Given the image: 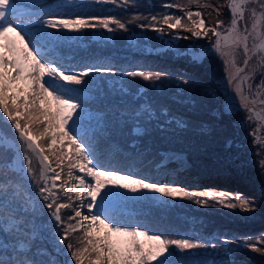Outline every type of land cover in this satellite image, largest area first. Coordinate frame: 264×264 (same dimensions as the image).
<instances>
[{
	"label": "trees",
	"instance_id": "16d2710c",
	"mask_svg": "<svg viewBox=\"0 0 264 264\" xmlns=\"http://www.w3.org/2000/svg\"><path fill=\"white\" fill-rule=\"evenodd\" d=\"M94 2V13L89 10L88 14L99 18L113 17L124 23L126 29L121 30L117 26L112 27V32L103 28L85 29L76 32L81 34L76 36L77 45L71 44L73 40L70 41L69 36L60 42L61 49L69 46L75 48L83 58L88 57L89 63L93 65L101 62L100 66H104L109 62L111 65H127L129 70L134 68L161 74L159 79L147 81L152 85H145L139 93L102 92L90 87L89 81L85 93L74 94L79 98L78 102H82V106L102 112L101 123L107 129L106 135L101 137L97 126L95 127V142L91 145L94 163L101 169L120 170L125 174L131 173L135 178L144 179L145 182L181 190L184 188V192L195 194L192 199L183 197L181 202L161 193L141 190L128 194L130 196L125 201L127 193H123V189H113L120 193L115 200L130 208L132 217H110L111 221L116 226L160 234L164 239H190L202 244L215 240L211 244H205V247L185 251L172 247L170 250L174 255L167 257L170 264H264V252L252 251L249 245L241 247V240L231 244L228 238L237 237L238 234L254 236L260 231L264 232V199L252 177L248 174L241 176L240 168H237L234 161H224L225 151L233 149L228 148L230 135H234L236 131L231 116L223 109V93L212 72L220 58L212 56L199 61L189 55L190 46L194 44L196 48H208L214 37L211 34L205 38L192 37L191 33L182 28L169 29L163 24V17L168 15L180 16L182 23L189 25L185 16L187 10L200 11L209 26H214L218 19L228 22L230 14L226 7L227 0ZM49 3L53 5L50 14L56 17L66 16L69 10L74 11V5L65 0H49ZM166 5H180L184 10ZM214 8H219V15ZM153 16L156 17L155 21L152 20ZM153 26L163 31H154ZM111 58L117 60L116 64ZM128 82L130 88L136 91L138 83ZM149 111H152V117H139V114ZM137 128L140 129L139 132L135 131ZM79 138L82 139L80 136ZM167 151L183 153L187 164L173 161L163 164L162 157ZM16 152L23 154V147L11 122L0 112V159L7 161ZM51 160L59 171L55 158L52 157ZM22 163L25 164L24 161ZM66 164L67 160L62 179H68ZM2 165L0 164V177L7 171ZM32 168L38 177L40 165L34 156ZM19 170L22 173L8 175V178L13 181L16 189L20 188L21 200H26L24 193L27 184L31 198L39 195L35 197L38 203L31 208L35 210L27 212L31 223L35 225V232L29 238L30 255L38 264H76L67 244H72L74 249L82 247L83 232H70L67 242L59 243L58 237L63 236L65 225L57 226L49 210L44 207L45 201L38 192V186L26 176L24 169ZM73 174L78 175V170H73ZM212 185L222 187L215 190L225 194L223 202L217 203L221 198L209 199L196 191ZM234 192L254 205V209H251L253 218H249L250 210L240 207L238 200H230ZM69 194L75 197L74 192ZM87 199L89 198L86 197L85 200ZM61 200L62 197L59 202ZM197 200L205 203L198 204ZM228 201L237 204V207H225L224 203ZM64 202L70 201L64 197ZM71 202L79 205L81 212L85 210L82 213L88 214L85 204L75 198ZM70 213L74 215L72 209L61 210L62 220L66 224L74 223L67 219ZM213 244L218 246V252H209ZM255 246L264 249V237Z\"/></svg>",
	"mask_w": 264,
	"mask_h": 264
},
{
	"label": "snow or ice",
	"instance_id": "6c2138e0",
	"mask_svg": "<svg viewBox=\"0 0 264 264\" xmlns=\"http://www.w3.org/2000/svg\"><path fill=\"white\" fill-rule=\"evenodd\" d=\"M226 7L230 14L227 25L219 19L214 26L206 25L201 12L191 10L185 11L189 25L182 23L180 16L168 15L163 17V24L169 29L182 28L191 33L192 37L205 38L211 34L215 38L211 49H201L193 59L215 53L223 60L227 83L234 93L224 110H238V101L239 108L247 113V120L258 122L257 127L249 133L254 138L253 143L264 144L259 135L261 129H264V117L261 116L264 113V73H261L259 83L255 86L252 83L257 72L264 70V0H227ZM181 10L184 9L181 7ZM16 11L17 0H0V39L4 40L0 44V112L11 122L23 147L25 164L21 167L26 176L38 186V192L45 201L44 207L49 210L57 226L65 225L63 236L58 237V242L66 243L70 232H83L82 247L74 249L72 244H67L76 264H85V260L87 264H170L167 257L174 255L170 250L172 247L179 251L205 247V244L190 239H164L160 234H149L139 228L116 226L104 214V205L120 195L113 191L117 188L130 193L148 190L166 197L180 196L188 199H192L195 194L176 187L145 182L131 173L121 174L116 169L100 170L94 163L89 145L79 138L72 127L79 123L76 116L84 109L82 102H78L79 98L68 93L79 90L65 88L58 81L82 85L86 83L84 78L93 72L104 73L111 69L86 67L79 73L65 74V70L54 60H46L35 48L30 47V41L26 42L22 32L17 30L19 25L11 19ZM214 11L219 15V8H214ZM152 20L155 21L156 17L153 16ZM112 24L121 30L126 29L124 23L113 17L85 18L80 15L70 19L51 16L41 27L73 32L103 28L112 32ZM153 30L163 31L154 26ZM9 34L14 38L9 39ZM241 54L243 60L238 63L237 56ZM253 60L255 64L249 69V63ZM126 75L142 77L145 81L159 79L161 76L160 73L151 72H128ZM256 105L261 106L259 111ZM96 124L98 134L101 137L106 135L107 129L100 118H96ZM135 131L139 132L140 129ZM33 156L40 165L38 177L32 168ZM52 157L59 171L52 167ZM65 160L68 179H62ZM4 163L7 161L0 159V164ZM73 170L84 175H74ZM70 192H74V198L86 205L88 214H83L80 206L71 202L74 198ZM18 195L16 186L5 171L3 177H0V264H38L30 255L29 238L35 232V225L31 223L25 206L16 203ZM200 195L213 199L212 192H202ZM217 196L221 197L217 203L223 202L225 194L217 193ZM61 197H66L70 202H59ZM86 197L89 199L85 200ZM234 199L239 201L240 207L254 209V205H250L239 194ZM196 203L204 204L205 201L197 200ZM224 206L235 208L237 204L228 201ZM97 207L101 210L94 211ZM62 209H72L74 215L70 213L67 219L74 223L66 224L62 220ZM141 237L143 239H139ZM249 247L252 251L264 252V249L255 245ZM5 256L7 259L3 258Z\"/></svg>",
	"mask_w": 264,
	"mask_h": 264
},
{
	"label": "rangeland",
	"instance_id": "374dc122",
	"mask_svg": "<svg viewBox=\"0 0 264 264\" xmlns=\"http://www.w3.org/2000/svg\"><path fill=\"white\" fill-rule=\"evenodd\" d=\"M55 1H62V0H55ZM67 2H70L73 6V8H75L78 12L76 15H80L82 17H89L91 16V14H88L89 9L93 8L94 5V0H65ZM75 15V16H76ZM75 16H72V14H67V16H64L62 18H66V19H70V18H74ZM104 18V17H103ZM45 20L40 22H37L36 24H27V22H25V24L22 27H18L17 30L21 31L22 34L25 36V40L26 42H29V40L27 39L26 35L28 33V31H31L33 29L39 30L40 33H43L45 35H50L53 38H56L58 41H62L65 40L66 38H68L70 36V41L73 40L71 42V44H75L76 43V36L77 35H81V34H77L76 32L73 31H68L70 34L68 35L67 32H63V30H55V29H50V28H42L41 25ZM230 21V17L228 22H224L225 25H227ZM116 26L115 24L110 25V27H114ZM223 31V30H222ZM14 37L12 36V34H9V39H13ZM215 38L213 39L212 42H214ZM134 40L131 42L133 43ZM212 42L208 45L209 47L206 49H211V45ZM4 40L0 39V44H3ZM33 43V44H31ZM30 43V45L33 48L37 49V45L34 41H32ZM251 43V41H250ZM205 47H194V44L192 46L189 47V55L190 57H194L196 56V54L201 50L204 49ZM39 51V49H38ZM50 51V50H49ZM48 52V51H47ZM212 56H217L215 53H212L211 55H205L204 57L197 59L199 61L204 60L205 58H209ZM219 57V56H218ZM100 58V57H99ZM220 58V57H219ZM114 59V58H111ZM98 60V58L96 59ZM243 60V56L238 55L237 56V62L238 63H242ZM115 64L117 62V60H112ZM98 62V61H97ZM104 62V61H102ZM105 63V62H104ZM103 63V64H104ZM101 62H98L96 64H94V66H90L91 68L95 69L96 67H106L111 69L110 72H104V73H97V74H90L89 76L85 77L84 80L86 81V83L82 84V85H78V87L76 86H72L71 84H67L64 81L62 83V86L65 87H69V88H85L88 85L89 82V86L96 88V89H100L102 92H116V91H123V92H131V93H139L141 91H143L145 85H149L151 86L152 83L151 82H147L145 81L142 77H131L126 75V73L128 72H146L144 70L139 71L138 69H134V68H130L129 70V66L127 65H111L109 62H107V65H102L100 66ZM255 64V61H251L249 63V69H252L253 66ZM95 67V68H94ZM121 71V72H120ZM120 72V73H119ZM213 75L216 78L217 83H219V89L222 91V95H223V109H225V106L227 104L230 103V101L232 100V98L234 97V93L232 92L231 88L229 87L228 83H227V77L225 76V69H224V63L223 60L220 58V61L218 59V63H215V66L212 69ZM119 73V74H118ZM261 73H264V70H260L257 72V75L255 77V79L252 81L253 86H255L256 83H259L260 79H261ZM102 74H106L107 76H102ZM106 79V80H105ZM128 81H132V82H136L137 84V89L136 91H133L130 88L129 82ZM123 82H126L127 84H122ZM125 85V86H124ZM237 104V109L238 110H233L230 112H227L229 116H231L232 118V122L233 125L235 127V131L236 133L234 135H230L229 138V147L228 148H233L232 150H227L225 151V155L226 157L224 158L225 162H229V163H236L237 164V168H240V172H241V176H245L246 174H248L250 176V178L252 177L255 181V184L259 187V190L262 192L263 194V199H264V144H257V143H253V136L249 135L250 132L253 131V129H255L257 127V121H248L247 120V113L244 109H240L239 108V104L238 101L236 102ZM257 110L259 111V109L261 108L260 105H256ZM83 112H80V114L78 116H76V118L80 117H86L87 119H90V121H94L96 123V118H100L102 119V112L98 111L95 112L92 109H90V107L85 106L83 108ZM153 113L152 111H149L148 113H141L139 114L140 118H148V117H152ZM171 118L176 119L175 117H173L172 115H170ZM262 117H264V113H262ZM71 124V122H70ZM260 139L264 140V129H261L260 132ZM213 138H216L215 136H212ZM9 141V140H8ZM67 150V149H66ZM22 161H23V154L16 152L15 154H13L11 156V158L9 160H7V163H4L2 166H4L5 168H7V173L8 175H13L16 174V171L14 168L17 169H21L22 167ZM52 161V160H51ZM169 161H173L177 164H187V160L185 158V155L183 153L180 152H175V151H167L164 152V156L162 157V163H167ZM234 161V162H233ZM55 168V167H53ZM59 169V168H58ZM60 170V169H59ZM121 174H125L123 171L118 170ZM78 175L83 176V173H79ZM234 177V176H233ZM58 184L60 183V181L57 182ZM51 182L49 181V186H50ZM43 185V182H42ZM213 188V189H211ZM222 187H219L218 185H212L210 188H205V189H196V191H200L202 192H212L213 193V199L215 198H221L219 196H216L217 193H221L218 190L215 189H219ZM121 191V189H116ZM226 190V189H223ZM184 191V188L183 190ZM33 192L37 193V191ZM123 193H127L126 197H125V201L128 200V197L130 195V192H128L127 190L123 189L122 190ZM238 194V192H234L233 194H231V199H234V197ZM25 199L26 200H21L18 204H22L25 206L26 208V212L35 210V208L31 209L33 207L34 204H37L38 201H36V196L39 197L38 194H36V196H34V198H31L29 195V186L28 184L25 185ZM114 199H116L115 197H113ZM174 198H177L178 200H180L181 202L183 201V197L180 196H176ZM65 199L67 200V198L65 197ZM236 199H234L233 201H235ZM62 202H64V197H62ZM239 202V201H237ZM82 212L85 213V210H82ZM83 213V214H84ZM106 214V213H105ZM249 218H253V212L250 210L249 212ZM259 225L263 226L262 223H260ZM142 231V230H141ZM149 234H152V232H148ZM222 236V235H221ZM223 237V236H222ZM264 237V232H258L256 233V235H240L238 234V236H232L231 238L228 237L230 240L229 242L231 244H234L237 240H241L242 242L240 243L241 247H245L246 245H257V241H261L262 238ZM139 239H143L142 237ZM208 239V237L206 238ZM226 239V237L224 238ZM209 240V239H208ZM215 241V240H213ZM213 241H209L205 244H211ZM217 245H215V247L211 248L209 250L212 252H218L219 249H217Z\"/></svg>",
	"mask_w": 264,
	"mask_h": 264
},
{
	"label": "water",
	"instance_id": "95a60500",
	"mask_svg": "<svg viewBox=\"0 0 264 264\" xmlns=\"http://www.w3.org/2000/svg\"><path fill=\"white\" fill-rule=\"evenodd\" d=\"M261 116H262V113H261ZM230 143L228 142V145H229Z\"/></svg>",
	"mask_w": 264,
	"mask_h": 264
}]
</instances>
